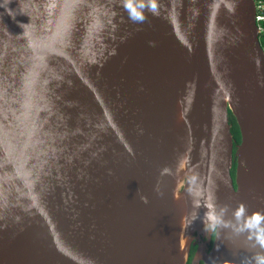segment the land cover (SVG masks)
<instances>
[{
  "label": "water",
  "instance_id": "95a60500",
  "mask_svg": "<svg viewBox=\"0 0 264 264\" xmlns=\"http://www.w3.org/2000/svg\"><path fill=\"white\" fill-rule=\"evenodd\" d=\"M256 14L0 0V264H264Z\"/></svg>",
  "mask_w": 264,
  "mask_h": 264
},
{
  "label": "trees",
  "instance_id": "16d2710c",
  "mask_svg": "<svg viewBox=\"0 0 264 264\" xmlns=\"http://www.w3.org/2000/svg\"><path fill=\"white\" fill-rule=\"evenodd\" d=\"M258 5L260 6L259 9V15H261L262 19L258 22V26L260 28V33H259V42L264 50V0H256ZM228 118H229V123L231 125L230 131L234 140V145H237L240 143V134H239V129L237 127V124L235 122L234 117L228 112ZM234 169H235V162H233L232 169H231V176L234 177ZM193 249L191 250L192 254ZM189 264V262L187 263Z\"/></svg>",
  "mask_w": 264,
  "mask_h": 264
},
{
  "label": "flooded vegetation",
  "instance_id": "af4514ba",
  "mask_svg": "<svg viewBox=\"0 0 264 264\" xmlns=\"http://www.w3.org/2000/svg\"><path fill=\"white\" fill-rule=\"evenodd\" d=\"M213 236H214V234L211 235V242H212ZM202 241H205V239H204L202 236H200V235L198 236V241H197V242H196V241H193V242H195V244H194V245H193V244L191 245L190 253H191V250H192V249H193V252H192V254L189 253V257H188V259H187V263L189 262V264H190L191 259H192V257H193V254H194L195 251H196V248H197L198 243H201ZM208 248H209V249L211 248V243H210V245H208ZM187 263H186V264H187ZM199 264H202L201 261H200Z\"/></svg>",
  "mask_w": 264,
  "mask_h": 264
},
{
  "label": "bare ground",
  "instance_id": "6f19581e",
  "mask_svg": "<svg viewBox=\"0 0 264 264\" xmlns=\"http://www.w3.org/2000/svg\"><path fill=\"white\" fill-rule=\"evenodd\" d=\"M257 6V8H258V6L259 5H256ZM190 125L191 126H196L197 124L193 121V120H191V122H190ZM233 142H234V140H233ZM175 162H176V160H172V167H173V164H175ZM182 183L183 182H179V183H175V185H174V190L176 189H179L181 186H182Z\"/></svg>",
  "mask_w": 264,
  "mask_h": 264
},
{
  "label": "clouds",
  "instance_id": "9594fccd",
  "mask_svg": "<svg viewBox=\"0 0 264 264\" xmlns=\"http://www.w3.org/2000/svg\"><path fill=\"white\" fill-rule=\"evenodd\" d=\"M256 1V0H255ZM256 5H258V3L256 2ZM138 7L140 8V9H143L144 7H145V5L144 4H139L138 5ZM259 15V9L257 8V14H256V21H257V24H258V22L261 20H258L257 19V16ZM259 16H261V15H259ZM133 18L135 19V18H141V17H139V16H133ZM259 27V26H258ZM260 29V28H259Z\"/></svg>",
  "mask_w": 264,
  "mask_h": 264
},
{
  "label": "built area",
  "instance_id": "2783aa9c",
  "mask_svg": "<svg viewBox=\"0 0 264 264\" xmlns=\"http://www.w3.org/2000/svg\"><path fill=\"white\" fill-rule=\"evenodd\" d=\"M258 9H260V6H258ZM257 19L260 20V19H262V17L258 15Z\"/></svg>",
  "mask_w": 264,
  "mask_h": 264
},
{
  "label": "rangeland",
  "instance_id": "374dc122",
  "mask_svg": "<svg viewBox=\"0 0 264 264\" xmlns=\"http://www.w3.org/2000/svg\"><path fill=\"white\" fill-rule=\"evenodd\" d=\"M182 189V186L179 188V190H181Z\"/></svg>",
  "mask_w": 264,
  "mask_h": 264
}]
</instances>
